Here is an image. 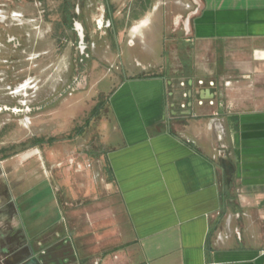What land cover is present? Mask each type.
I'll return each instance as SVG.
<instances>
[{
  "label": "crops",
  "instance_id": "crops-1",
  "mask_svg": "<svg viewBox=\"0 0 264 264\" xmlns=\"http://www.w3.org/2000/svg\"><path fill=\"white\" fill-rule=\"evenodd\" d=\"M195 1L92 0L86 86L43 112L100 102L92 139L0 156V264H264V0Z\"/></svg>",
  "mask_w": 264,
  "mask_h": 264
},
{
  "label": "rangeland",
  "instance_id": "rangeland-1",
  "mask_svg": "<svg viewBox=\"0 0 264 264\" xmlns=\"http://www.w3.org/2000/svg\"><path fill=\"white\" fill-rule=\"evenodd\" d=\"M61 1L0 0V156L11 155L18 151L28 153L39 150L42 153L47 143L51 144L53 149L59 150L63 139H68V146L71 147V150L76 151L77 149L78 152L84 150L87 143H90L92 139L93 125L83 126V121L90 117V109H85L83 113L79 114L74 123L68 125L69 128L65 132H61L58 124H44V105L49 103L58 104L62 98L58 92L60 84L65 75L70 74V68L67 71L63 70L62 64L65 60H62V58L65 53L72 55L73 46L71 44L73 38L63 35V30L57 28L58 26L54 24V18L58 17V12L56 13L53 10L59 6ZM100 1L97 0V2ZM11 4H18V9H24L22 6H29V9L35 10L33 15H36V19L31 21L30 24L24 23L20 27L22 31L24 29L30 32V41L24 40L22 47L15 48L13 42L6 41V30L19 27L11 24L14 21L10 17L11 11H13ZM45 4L55 6L48 13L50 18H45L46 14L44 16L43 12H38L42 10L41 8ZM50 27L52 32L49 30ZM63 53L64 55H62ZM29 66L35 67V75L31 77L27 75ZM28 78L32 80L30 88L26 90L18 89L17 86ZM28 99L36 103L35 114L38 119L35 124H33V119L24 118L22 114L13 115L8 107L2 106L5 103L13 105L20 100H26L27 102ZM50 128H53V135L46 136L45 132L49 131ZM79 129L83 130L84 134L82 136L84 138L76 140L74 135ZM35 135L44 137L43 141L34 144ZM70 135L74 138H71ZM87 156L84 158L85 163L96 164L95 158L91 157L92 155ZM56 161L60 162L59 159ZM94 174V179L101 180V173L95 172ZM58 175L59 171L57 169L53 170L55 180L59 178ZM104 194V190H100V195ZM101 224L106 225L107 221ZM105 230L107 231V228ZM110 231H112L111 228ZM106 238L108 237H101L100 242H107ZM111 238L110 236L109 239L111 240Z\"/></svg>",
  "mask_w": 264,
  "mask_h": 264
},
{
  "label": "flooded vegetation",
  "instance_id": "flooded-vegetation-1",
  "mask_svg": "<svg viewBox=\"0 0 264 264\" xmlns=\"http://www.w3.org/2000/svg\"><path fill=\"white\" fill-rule=\"evenodd\" d=\"M13 7V11H11L10 17L12 18L13 23L18 28H9L6 30V41L13 42L14 47H22L23 41H30V32L23 31L20 29L21 25L26 23L30 24L31 21H34L30 16L35 12L34 9L31 11L20 12L16 9L18 8V4H11ZM95 3L92 0H62L58 10V20H55V26L57 28H61L63 30V35H67V37L73 38V52L71 55V67L70 74L65 82L60 84L59 96L62 97L65 94L71 95L73 92L78 90L79 88H83L86 86L87 80V69L89 67V60L92 53V47L94 46V36L98 33V30L102 29L103 34L107 33L108 27H110L111 23L109 21L108 11L102 9L101 12L95 16V11L97 13V7L94 6ZM42 10L38 12H43L45 18L49 17L50 9L48 5L45 4L42 6ZM25 10V9H24ZM93 15V17H92ZM27 16V17H26ZM36 28L35 26H32ZM103 27H106L103 29ZM25 28V27H24ZM17 31H16V30ZM1 37V36H0ZM28 77L35 75V67H28L27 69ZM31 79L28 78L21 84L17 86L18 89H29ZM3 107H8L10 112L13 115L22 114L24 118L32 119L35 114V102H32L30 99L24 101L20 100L17 103L11 104H3ZM92 110V109H91ZM90 110V111H91ZM94 115L90 114L89 118H93Z\"/></svg>",
  "mask_w": 264,
  "mask_h": 264
},
{
  "label": "water",
  "instance_id": "water-1",
  "mask_svg": "<svg viewBox=\"0 0 264 264\" xmlns=\"http://www.w3.org/2000/svg\"><path fill=\"white\" fill-rule=\"evenodd\" d=\"M193 1L196 2L195 0ZM231 173H232V167L228 162H226L225 163V174H226L227 182H229L231 179Z\"/></svg>",
  "mask_w": 264,
  "mask_h": 264
},
{
  "label": "trees",
  "instance_id": "trees-1",
  "mask_svg": "<svg viewBox=\"0 0 264 264\" xmlns=\"http://www.w3.org/2000/svg\"><path fill=\"white\" fill-rule=\"evenodd\" d=\"M100 103V102H99ZM98 103V104H99ZM98 104L97 105H95V107L90 111V114H96V111H97V109H98ZM43 141V138L41 137V138H34V144H38V143H40V142H42Z\"/></svg>",
  "mask_w": 264,
  "mask_h": 264
}]
</instances>
